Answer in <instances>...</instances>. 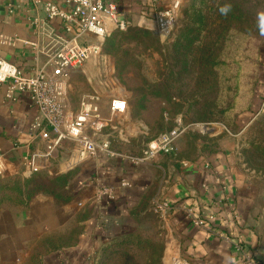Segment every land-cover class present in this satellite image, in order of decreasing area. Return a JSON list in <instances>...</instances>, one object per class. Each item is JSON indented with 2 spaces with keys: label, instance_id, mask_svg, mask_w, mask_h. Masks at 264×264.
<instances>
[{
  "label": "crops",
  "instance_id": "obj_1",
  "mask_svg": "<svg viewBox=\"0 0 264 264\" xmlns=\"http://www.w3.org/2000/svg\"><path fill=\"white\" fill-rule=\"evenodd\" d=\"M117 1L132 8L135 0ZM8 2L0 0V35L11 43L0 42V58L31 75L43 62V57L39 62L36 57L40 56L44 40L29 20L32 4L21 0L12 14ZM52 24L61 30L58 21ZM72 86L70 83V91ZM6 92L7 83L0 84V154L6 157L8 175L26 176L22 156L43 148L39 141L30 142L37 109L28 92L14 99H8ZM92 92L102 95V113L109 116V99H104L98 90ZM113 96L128 102L126 112L116 116L106 130L117 151L138 154L151 139L168 131L151 137L144 145L150 132L143 129V118L133 113L126 97ZM191 127L178 139L175 153L159 154L140 165L107 157L80 162L75 158L77 145L61 161L60 152L72 143L65 141L49 162L53 174L45 173L55 176L75 171L77 188L71 191L76 198L54 204L50 196L39 193L25 207L2 208L0 264H92L103 244L132 231L148 212L156 217L165 262L180 256L191 264H239L241 254L235 249L238 243L264 264V205L259 187L229 154L208 150L209 142L202 137L213 138L221 131L207 128L208 132L197 137ZM71 162L76 165L69 169ZM78 179L82 183L78 184ZM123 180L131 186H123ZM102 184L114 188V200L95 199ZM158 201H168L174 207L164 218L154 210ZM185 205L195 209L204 226L195 225L187 217L182 209Z\"/></svg>",
  "mask_w": 264,
  "mask_h": 264
},
{
  "label": "rangeland",
  "instance_id": "obj_2",
  "mask_svg": "<svg viewBox=\"0 0 264 264\" xmlns=\"http://www.w3.org/2000/svg\"><path fill=\"white\" fill-rule=\"evenodd\" d=\"M196 1H183L178 24L172 35L164 38L156 31L152 17L138 24L142 1L135 0L132 6L135 25L126 32L114 31L106 36L100 54L72 72L68 106L77 108L80 97L93 90L103 93L104 99L113 95L126 97L133 113L143 118V129L150 132L144 145L151 137L171 129L177 117L193 124L191 132L197 137L208 132L207 128L221 131L213 138L202 137L209 142L208 150L229 154L259 187L264 205V19L263 30L244 41L246 53L245 60H240L243 65L240 70L233 45L227 50L229 57L222 58L225 64L217 70H206L197 59L200 52L186 50L194 12L190 7L199 3ZM255 50L259 51L258 62L254 59ZM251 89L261 95L254 99ZM75 147L74 142L66 144L59 159L66 160ZM74 175L69 171L55 176L42 174L41 182L66 176L68 182L63 193L70 194L77 188ZM77 182L82 183L81 179ZM69 185L70 190L66 188ZM44 194L54 204L64 202L60 197ZM3 208L21 207L13 202ZM156 221L149 212L139 220L130 234L133 239L122 245L108 264H166L164 241L156 230Z\"/></svg>",
  "mask_w": 264,
  "mask_h": 264
},
{
  "label": "built area",
  "instance_id": "obj_3",
  "mask_svg": "<svg viewBox=\"0 0 264 264\" xmlns=\"http://www.w3.org/2000/svg\"><path fill=\"white\" fill-rule=\"evenodd\" d=\"M20 1L9 0L10 13L15 12ZM28 1L33 6V14L29 20L44 40L40 56L36 60L39 62L40 57H43V62L33 74L25 75L16 64L0 58V84L7 83L6 97L14 99L19 93L28 92L37 109V116L30 128V142L39 141L43 148L22 156L25 175L40 172L53 174L49 162L65 141H72L77 145L75 158L80 162L107 157L127 159L140 165L154 160L159 154L175 153L178 139L193 125H185L181 117L177 119L175 127L154 137L140 153L133 154L114 149L112 139L106 131L116 116L126 112L127 100L111 96L108 102L109 116L102 113V95L98 92L84 94L77 109L68 106L72 72L82 67L89 58L100 54L106 36L114 31L126 32L135 25L133 9L123 7L117 0ZM141 1L142 11L138 24L145 23L152 17L156 31L164 38L170 37L178 24L184 0ZM54 21L59 22L61 30L52 24ZM0 42L11 43V40L0 35ZM75 165L71 162L69 169ZM7 170L6 157L0 154V177ZM122 185L129 187L131 183L123 180ZM95 199L114 200V188L102 184ZM172 209L174 207L168 201H158L154 205L155 212L162 218ZM182 209L195 225H205L193 207L185 205ZM235 249L241 254L239 264H263L256 255L240 244L235 243ZM166 264L191 263L180 256H172Z\"/></svg>",
  "mask_w": 264,
  "mask_h": 264
},
{
  "label": "trees",
  "instance_id": "obj_4",
  "mask_svg": "<svg viewBox=\"0 0 264 264\" xmlns=\"http://www.w3.org/2000/svg\"><path fill=\"white\" fill-rule=\"evenodd\" d=\"M197 1L199 3H193L190 7L194 12L191 14V27L187 31L186 50L200 52L197 59H199L202 68L217 70V67L225 64L222 58L229 57L226 53L229 45H233L235 62L238 70H240L243 66L240 60H245L246 53L243 50L244 41L247 42L252 35L263 30L264 0ZM235 37L238 38L233 43ZM258 57L259 51L255 50L254 59H257V62ZM208 73L210 74V72ZM237 77L239 78V76ZM255 89L254 92L251 89V95L254 99L257 95H261ZM70 173L75 174V171ZM42 174L46 173L40 172L30 176L15 174L0 177V211L4 205L13 202L19 207H25L37 194L44 192L60 197L64 202L75 199L74 194L63 193L68 182L66 176H56L45 183L41 182ZM66 188L70 190V185ZM130 234L131 231H127L103 244L96 251L92 264H108L117 255L121 246L133 239Z\"/></svg>",
  "mask_w": 264,
  "mask_h": 264
}]
</instances>
